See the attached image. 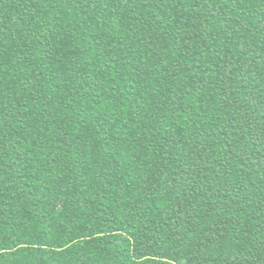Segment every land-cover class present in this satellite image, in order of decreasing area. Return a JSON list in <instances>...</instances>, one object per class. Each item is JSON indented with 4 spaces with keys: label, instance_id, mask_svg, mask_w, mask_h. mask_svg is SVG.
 <instances>
[{
    "label": "trees",
    "instance_id": "16d2710c",
    "mask_svg": "<svg viewBox=\"0 0 264 264\" xmlns=\"http://www.w3.org/2000/svg\"><path fill=\"white\" fill-rule=\"evenodd\" d=\"M0 264H264V0H0Z\"/></svg>",
    "mask_w": 264,
    "mask_h": 264
}]
</instances>
